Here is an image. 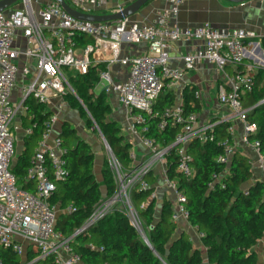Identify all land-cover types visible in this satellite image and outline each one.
I'll return each mask as SVG.
<instances>
[{
	"label": "built area",
	"instance_id": "2783aa9c",
	"mask_svg": "<svg viewBox=\"0 0 264 264\" xmlns=\"http://www.w3.org/2000/svg\"><path fill=\"white\" fill-rule=\"evenodd\" d=\"M165 1L171 5L159 10L153 21H130L128 17L116 21L82 20L70 14L56 0H16L0 11V246L26 255L31 245L37 255L23 264L47 258L53 264H84L81 255L73 249L72 238L117 207L124 209L132 225L148 243L132 200V191L154 187L149 199H156L158 179L175 195L172 220L188 219L189 212L184 204L186 196L178 179L168 172L167 156L171 147L178 143L176 169L191 179L194 169L192 155L187 150L189 143L194 140L215 142L223 150L218 161L228 164L235 152L234 127L229 126L227 135L219 139L216 123H199L196 111H187L184 101L180 100L166 107L157 122L159 129L166 128L168 122L180 127L173 143L161 146L148 135L150 128L146 116L152 113L166 85L173 86L197 62L205 60L212 63L226 76V82L218 87V99L230 105L243 121L242 140L254 147L260 165L264 167L259 142L249 140L257 126L247 121L246 109L240 103L242 94L251 91L255 85L256 71L251 66L239 70V66L246 58L256 60L253 52L259 44L255 40L256 33L246 28H220L209 23L180 27L172 20L177 17L184 0ZM67 2L81 12L97 14L98 8L103 7L107 0ZM84 37H91L93 41L85 42ZM183 38L200 39L203 45L180 55L183 67H172L169 65V47ZM129 43H146L147 49L139 54H124V45ZM104 50H111L112 55L103 60L105 68L100 71L97 89L126 108V128L147 151L142 159L137 158L135 151H130L131 165L125 168L106 147L111 154L109 159L115 190L111 195L102 196L82 226L67 236L57 228L59 207L53 199L58 182L66 180L69 174L63 139L60 135L53 136L63 104L58 103L55 112L41 123L43 128L25 175L28 183L32 184L31 189L21 186L13 171L18 130L14 122L27 113L30 101L47 104L68 92L77 95L67 71L87 73L92 62H98V52ZM116 64L125 68L124 79L113 75L111 67ZM228 65L236 67L233 75L227 74ZM20 75L21 99L13 101ZM38 124L32 121L26 126L25 135H31ZM150 176L155 177L153 184L148 179ZM145 205L143 202L142 206ZM66 211H71V206Z\"/></svg>",
	"mask_w": 264,
	"mask_h": 264
},
{
	"label": "trees",
	"instance_id": "16d2710c",
	"mask_svg": "<svg viewBox=\"0 0 264 264\" xmlns=\"http://www.w3.org/2000/svg\"><path fill=\"white\" fill-rule=\"evenodd\" d=\"M92 42L91 37H84ZM83 42V40H81ZM105 68L103 62H92L89 71L80 74L70 82L76 94L68 92L65 97L77 98L79 110L89 112V120L94 121L100 134L108 142L113 156L122 167H130L131 143L125 141L118 122L107 120L106 113L110 103L103 90L98 92L100 71ZM239 70H242L240 65ZM187 111H198L195 92L184 93ZM71 99V100H72ZM264 68L255 72V85L251 91L242 94L240 103L246 109V119L255 123L257 130L250 134L249 140L259 142L264 155ZM70 100V101H71ZM171 91L159 95L151 114H147L148 135L154 137L161 146L173 143L179 125L168 122L164 129L157 128V122L166 107L175 101ZM191 101L194 103L192 106ZM74 105V101L72 102ZM26 113L27 119L39 124L32 135L24 139V148L17 155L13 167L21 186L31 189L26 180L33 146L41 134L42 121L49 117L41 103L30 101ZM34 115L33 118L30 115ZM24 121L23 123H25ZM230 121L217 124L218 138L227 135ZM66 147V159L69 174L66 180L58 182L54 201L58 203L59 215L57 228L67 236L73 235L86 218L92 213L104 195H111L116 187L113 169L108 155H105L102 167V181L95 175V155L90 143L82 139L76 128L65 123L61 132ZM188 152L192 155L191 165L194 175L185 178L177 171V146L171 147L167 156L168 172L178 179L179 187L185 194V207L189 212V223L203 233L202 248L194 247L191 239L181 235L175 237L177 222L171 219L174 208L166 199L159 219L154 216L156 199H149L154 187L134 189L132 200L139 214L141 227L149 243L134 227L122 207L101 218L88 230L72 238L73 249L81 255L84 264H258L255 246L264 236V181L258 180L243 188L252 176L251 162L246 158L232 156L230 162L218 161L222 147L215 142L201 143L194 140L189 143ZM155 182V177H148ZM213 183V186L210 185ZM105 185V190L102 189ZM146 202L145 206L142 203ZM71 206V211H66ZM169 250V253H167ZM37 252L28 251L26 258L15 251L0 246L1 264H23L33 260ZM32 259V260H31ZM30 264H53L50 258L35 260ZM264 264V262H263Z\"/></svg>",
	"mask_w": 264,
	"mask_h": 264
},
{
	"label": "crops",
	"instance_id": "0c3cea01",
	"mask_svg": "<svg viewBox=\"0 0 264 264\" xmlns=\"http://www.w3.org/2000/svg\"><path fill=\"white\" fill-rule=\"evenodd\" d=\"M134 0H107L106 4L98 8L97 14L102 13H114L120 8L125 7ZM171 4L165 0H149L137 13L128 17L130 21H153L156 18L157 12L162 8L169 7ZM173 24L180 27H196L204 23H209L213 26L220 28H246L252 30L256 33V41L259 43L253 52L257 56L256 60L252 58H246L242 65V70H245L247 66H251L253 70L256 71L258 67L264 68V0H245L241 3H235L228 0H184L180 7L179 13L176 18L172 20ZM203 45V41L200 39H188L183 38L172 43L169 47L170 60L169 65L172 67H183V61L179 59L181 54L188 52H193ZM146 43L141 44H125L124 54H139L146 51ZM112 55L111 50H104L98 52V61L109 58ZM105 64V62H103ZM240 68V66H239ZM236 67L233 65H228L226 72L228 75H233ZM113 75L118 79H124L126 77L125 68L121 65L116 64L111 67ZM226 76L219 71L216 65L209 63L205 60L197 62L193 69L187 70L184 73L182 79L177 81L173 86L166 85L163 92L171 91L175 95V102L180 100L184 101V93L195 92L200 109L196 112L198 114V122H215L216 123V133H218L217 124L223 121H230L227 126V133L229 126L234 127V143L235 152L234 156L239 158H246L251 162L252 176L250 180L243 185V188L248 187L249 184L255 181H264V167L260 165V158L254 147L250 144L245 143L242 140L244 125L243 121L233 112V108L230 105L220 102L218 99V87L221 83H225ZM22 75H20V80ZM229 87V84H226ZM101 91L98 88V92ZM21 89L19 90L18 84L14 88L13 96H20ZM15 99H18L15 98ZM64 97H57L52 99L49 103L43 104L44 110L48 112L49 116L55 112V108L58 103L63 104V109L61 110L62 117L55 124L53 129V136L61 135L63 126L65 123L71 125L68 119L67 111H71L70 100ZM111 107L112 104L117 106L118 111H113L114 118L112 120L118 122L120 120V107L125 109L124 116L122 117L123 123L127 125V113L126 108L120 104L115 98H108ZM192 106L194 103L191 101ZM113 110V109H112ZM33 115V114H32ZM32 115L30 117L32 118ZM34 116V115H33ZM26 121L25 123H23ZM16 122L20 124L18 130L16 131L17 141L21 140L24 144V139L26 136L24 128L28 126L32 119H27L26 113L21 117L16 119ZM73 127V125H71ZM75 128V127H74ZM32 135V134H31ZM134 140H131L130 151H135L138 159H142L143 154L146 153L147 148L137 139L132 136ZM39 139V137H38ZM36 140L33 149L38 141ZM24 146V145H23ZM24 148V147H23ZM23 150V149H22ZM20 150L18 154L22 152ZM104 160V159H103ZM17 162V157L15 158L14 165ZM96 164V155H95ZM102 167L103 161L98 164V180L102 181ZM159 168V167H158ZM95 171V168H94ZM97 178V177H96ZM32 186V184L30 185ZM105 185H102V189L105 190ZM157 198L156 205L154 207V216L159 219L162 214V206L164 201L167 199L169 203L175 208L176 201L175 195L172 191L165 189L163 187L161 179L157 180L156 184ZM59 215V211H58ZM172 219V218H171ZM177 230L175 232V237H180L181 235L191 239L194 247L202 248L203 243L199 235L198 230H196L185 218H179L177 221ZM29 251L35 252L31 245L28 246ZM255 251L258 256V264H263L264 262V236L258 244L255 246ZM26 255H20L22 259L26 258ZM207 261V260H206Z\"/></svg>",
	"mask_w": 264,
	"mask_h": 264
},
{
	"label": "rangeland",
	"instance_id": "374dc122",
	"mask_svg": "<svg viewBox=\"0 0 264 264\" xmlns=\"http://www.w3.org/2000/svg\"><path fill=\"white\" fill-rule=\"evenodd\" d=\"M67 72H68V76L71 77L72 82L76 77H78L80 75V74H76L75 72H71V71H67ZM17 84H18V88L20 90L22 88V81L19 80V82ZM17 97H18V100L21 99V96L17 95ZM17 97L12 98L13 101H15V98H17ZM66 98H67V100L72 99V97H70V96H68ZM71 101L72 102L74 101V105L71 106V111H67V112H69L67 115L68 119L71 122V125H73V127L76 128L78 135L82 139L88 141L90 143L93 151L96 153L95 175L98 179V164L103 161L105 155L109 156L111 154L109 153L108 149L106 148V146L103 142L102 136H101L100 132L98 131V128L95 125L94 121L89 120L88 110L85 109L84 114L81 113L79 110V104H81V102L77 98H73ZM56 104H58V102ZM116 107L117 106H115L114 104H112V107L110 105V110L107 111V113H106L107 114L106 115L107 120H112L114 118V114H112V113H113V111H115V112L118 111V109ZM119 108H120L119 110L122 114L120 115V120L118 121V123L121 127L122 133L124 134L125 141L130 143L131 140H134V138L131 136V134L129 133V131L127 130V128L125 126V123H123V121H122V117L124 116L125 109H123L120 106H119ZM62 114L63 113L60 114V118L62 117ZM14 125L20 126V124L16 121L14 122ZM23 145L24 144H22L21 140H18L16 142L15 158L17 157L18 152L23 149V147H24Z\"/></svg>",
	"mask_w": 264,
	"mask_h": 264
},
{
	"label": "water",
	"instance_id": "95a60500",
	"mask_svg": "<svg viewBox=\"0 0 264 264\" xmlns=\"http://www.w3.org/2000/svg\"><path fill=\"white\" fill-rule=\"evenodd\" d=\"M14 1L16 0H1L0 1V11H2L6 6H8ZM56 1L59 2L64 7L65 10H67L70 14H72L78 19L89 20V21H116V20L134 15L149 0H134L133 2L129 3L125 7L120 8L118 11L114 13H102V14H92V13L81 12L73 8L72 6H70L67 0H56ZM228 1L235 2V3H241V2H244L245 0H228ZM263 102H264V99L260 101V103H263ZM101 136H102L105 146L111 149L105 137L102 134ZM177 145L178 143L175 146ZM167 253H169V250H167ZM37 261H40V259H38ZM203 264H209V263L208 261H205Z\"/></svg>",
	"mask_w": 264,
	"mask_h": 264
}]
</instances>
